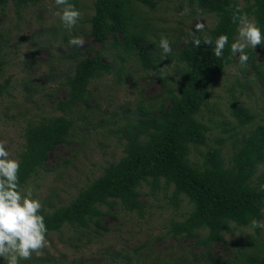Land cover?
<instances>
[{
	"label": "trees",
	"instance_id": "trees-1",
	"mask_svg": "<svg viewBox=\"0 0 264 264\" xmlns=\"http://www.w3.org/2000/svg\"><path fill=\"white\" fill-rule=\"evenodd\" d=\"M42 0H0V18L11 4L16 14ZM204 13L214 15L215 24L195 47L193 37L180 47L172 44V51L164 58L160 47L147 36L148 24L141 16L136 2L154 8L148 0H94L88 19L93 46L72 50L68 56L73 62L72 75L65 76L64 97L55 104L59 115L44 117L25 128L20 161L19 185L22 189L27 180L44 168L49 154L58 146L70 145L76 136V127L93 120L89 113L92 99L88 90L93 80L113 73L116 58L121 63L132 55L143 71L153 73L160 80L165 97L158 104L145 105L137 102L135 110L118 117L122 122L114 133L119 134L123 155L117 162L104 167L102 174L79 190L66 206L47 213L41 210L47 226V234L59 232L65 225L85 230L102 228L101 219L111 216L115 208L142 217L146 204L143 197L156 196L159 192L168 203L179 210L181 199L187 200L190 210L183 220L171 218L169 232L176 240L188 239L197 249L196 255L205 257L206 264H224L212 257L213 245L224 243L226 235L241 228L250 227L253 218H264V126L258 124L253 131L237 137V128L253 123L255 115L245 107L233 105L231 116L237 125L222 131L233 141V152L225 161L222 149L208 144L211 127L201 121L200 109L209 97V88L216 78L235 58L231 44L237 36L238 23L232 20L237 8L258 22L264 32V0H186ZM73 7L76 0L70 1ZM94 12V15H93ZM228 36L222 56L216 57L215 39ZM210 36L212 44H204ZM3 33L0 31V50ZM114 52L106 54V45ZM100 45V49L96 46ZM264 46V45H263ZM264 49V47H263ZM249 56L248 66L257 68L252 48L245 50ZM108 52V51H107ZM1 54V52H0ZM125 54V55H123ZM5 58L0 55V80ZM264 65V63L259 64ZM174 70L175 77H168L164 69ZM258 69V68H257ZM258 73L260 71L258 70ZM116 74L120 75L121 71ZM178 78V81L176 80ZM9 93V81L0 82V98ZM158 97H162L159 95ZM97 121L96 128L102 126ZM113 124H117L113 121ZM226 139L217 140L218 145ZM203 147L199 161H191L192 148ZM147 188L146 193L140 190ZM253 230V229H252ZM256 233L259 228L254 229ZM232 244H237L233 242ZM257 255H246L247 264H264V245L255 246ZM242 256L240 252L235 258ZM237 260V261H236ZM0 264L6 260L0 258ZM229 264H232L229 263Z\"/></svg>",
	"mask_w": 264,
	"mask_h": 264
},
{
	"label": "rangeland",
	"instance_id": "rangeland-1",
	"mask_svg": "<svg viewBox=\"0 0 264 264\" xmlns=\"http://www.w3.org/2000/svg\"><path fill=\"white\" fill-rule=\"evenodd\" d=\"M76 1L74 8L82 15L71 30L54 14L64 7L56 6L54 0H42L19 14L9 4L0 18L3 33L0 55L6 60L0 82L9 81V93L0 98V139L7 141V150L13 157L18 158L23 149V134L29 123L60 114L55 104L64 97V88L60 86L65 76L73 73V62L68 58L72 50L93 46L88 35V19L94 0ZM148 1L155 4L154 8L138 2L136 7L148 24V38L157 46L161 37L168 38L171 49L172 44L180 47L188 42L190 21L194 17L199 16L205 24L204 31L196 35L206 34L216 21L214 15L202 12L186 0ZM236 1L240 5L244 3V0ZM74 36L83 37L82 46L69 45ZM263 47L252 49L258 69L240 65L237 53L224 74L210 86L206 104L200 109L201 121L211 127L208 144L221 148L225 161L234 147L229 134L222 131V125L227 128L237 125L231 116L233 105L245 107L255 115L253 123L237 128L239 134L233 140L253 131L258 124L264 126V65L259 66L264 63ZM96 48L100 49V45ZM106 49L107 55L114 52L109 44ZM109 61L113 73L93 80L88 87L92 96L89 113L95 115L93 120L85 128L78 125L71 144L56 147L44 168L32 175L21 189H31L34 198L42 203L41 210L47 213L68 205L79 190L102 174L105 166L121 158L122 141L114 133L117 125L122 124L118 117L133 112L137 102L153 105L165 97L160 80L153 73L143 71L132 55L123 64L119 58ZM173 70L165 68L164 72L168 77H175ZM119 71L121 74H116ZM100 119L104 120L102 126L93 128ZM220 139L227 141L218 145ZM203 151V147L192 148L191 161H199ZM140 191L146 193L147 188L142 187ZM169 196L170 190L168 198L162 192L143 197L146 209L142 217L115 208L110 211L111 216L101 219L102 228L98 231L93 225L92 229L85 230L65 225L59 232L47 234L49 246L43 249V255L33 253L30 260H21L20 264H206L205 257L199 254L195 257L197 249L191 240H176L169 232L171 218L183 220L190 210L184 199L179 210L174 209L168 203ZM234 241L237 244H232ZM258 245H264V229L259 228L256 233L241 228L226 235L224 243L213 245L212 257L224 264H247L245 256L257 255L255 246ZM238 252L243 255L239 254L235 262Z\"/></svg>",
	"mask_w": 264,
	"mask_h": 264
},
{
	"label": "clouds",
	"instance_id": "clouds-1",
	"mask_svg": "<svg viewBox=\"0 0 264 264\" xmlns=\"http://www.w3.org/2000/svg\"><path fill=\"white\" fill-rule=\"evenodd\" d=\"M56 6H64L55 12L66 29L71 30L81 19V12L69 3V0H54ZM94 15V12H93ZM232 20L238 23L237 38L231 44L233 55L239 53V63L246 66L249 56L246 49L253 50L257 46L264 45V32L255 19L237 8ZM194 22V23H193ZM194 28V31H193ZM205 24L197 16L190 21L189 36L193 37L195 47L201 46V39L196 33L203 32ZM84 39L74 36L69 40L70 46H82ZM203 43L212 44L210 36H205ZM228 44V36L221 34L215 39L213 54L220 57ZM159 46L163 50L164 58L171 49L167 37H161ZM258 55V54H257ZM22 59L24 60L23 56ZM20 161L10 155L7 150V141L0 139V258L6 260V264H20L21 260H30L35 253L43 255V249L49 246L47 240V226L44 216L41 215L42 203L34 198L31 189L21 190L19 185ZM251 229H264V221L253 218L250 222Z\"/></svg>",
	"mask_w": 264,
	"mask_h": 264
}]
</instances>
